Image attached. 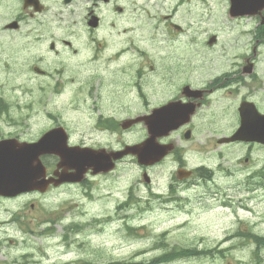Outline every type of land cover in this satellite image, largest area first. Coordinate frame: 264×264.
Returning <instances> with one entry per match:
<instances>
[{
	"label": "rangeland",
	"instance_id": "rangeland-1",
	"mask_svg": "<svg viewBox=\"0 0 264 264\" xmlns=\"http://www.w3.org/2000/svg\"><path fill=\"white\" fill-rule=\"evenodd\" d=\"M132 1L122 0V14L111 7L102 12L105 19L98 33L106 47L98 50L94 43L89 52L86 11L76 24L64 20L53 29L37 27L42 37L31 42L32 34L5 30L2 24L27 16L20 3L16 0L13 12L11 0H0V135L26 132V138H37L55 120L74 128L77 139L86 138L91 106L84 104L85 93L95 88L101 110L116 105L108 113L121 120L167 102L185 83L199 87L216 78L233 80L227 97L216 93V108L198 115L188 127L190 140L171 138L175 147L185 145L181 152L188 149L182 153L185 169L206 170H196L186 181L172 157L145 168L130 156L88 187L54 188L40 203L32 195L2 197L0 217L7 226L0 247L16 255L25 252V264L149 261L173 247L210 252L161 264H264V145L217 142L237 127L240 98L249 95L264 112V36L258 35V22L231 17L226 12L229 0H151L149 14L139 8L131 11ZM29 28L33 31L34 23L27 20L20 32ZM50 31L55 32L52 40ZM212 35L216 41L210 45ZM63 41L74 43L76 53L64 48ZM254 49L252 73H242L244 58ZM97 53L98 59L90 61ZM63 76L69 80L58 85ZM110 87L117 93L114 98ZM145 136L138 124L115 138L85 140L120 146ZM33 212L41 224H33Z\"/></svg>",
	"mask_w": 264,
	"mask_h": 264
},
{
	"label": "flooded vegetation",
	"instance_id": "flooded-vegetation-1",
	"mask_svg": "<svg viewBox=\"0 0 264 264\" xmlns=\"http://www.w3.org/2000/svg\"><path fill=\"white\" fill-rule=\"evenodd\" d=\"M40 1L43 2L44 5H46V4H49L50 1H52V0H40ZM62 1H64V0H62ZM68 1H70V0H68ZM82 1L86 2L85 7L87 9L86 15H85V23H87V25H88V21H90L91 17H95L97 20V22H96L97 26L95 25L96 27H90L89 28L87 26V28L91 32H95V33L99 32L100 28L102 27L103 19L100 15V11L108 10V7H111V10H113V11H116V10L119 11L120 14L122 13V11H124V8L121 6L122 0H82ZM15 2H16V0H15ZM17 2L20 3L21 9H23L27 13V16L22 15V14L17 16L14 19V21H16L17 24L12 25L7 30L18 31V30L22 29V27L25 28V26L27 25V20H30L34 23V29H33V31H31V28H29L27 30V35L32 34L31 41H34V42L38 41L42 37V35H41L42 31L39 29L37 30V27L42 26V24L37 20V18H39V16H40V13H34L33 12L34 4H32L33 2L31 0L29 1V3H31V5L27 6L25 8H24L25 0H17ZM64 3H66V2H64ZM44 5H43V7H45ZM139 8L145 12H148V8H149L148 1L145 0L144 4L140 5ZM17 9H18V5H17ZM168 17H171V15H167L164 18H168ZM254 19L258 20L257 17H255ZM111 24H113V22ZM172 26H174V25L172 24ZM176 29H178V28H176ZM178 30H180V28ZM51 35H52V37H50V38L53 39V36H55V32H53V33L51 32ZM63 43L66 45H70V42H68V41H63ZM74 52H75V50H74ZM244 69H245L244 67L241 68L242 71ZM220 79H222V78H216L210 84L201 85L199 87V89L202 91V93L198 94V97H196V98L194 97V95L188 96V94H185V92L183 94L182 88L184 85H181L179 91L177 90L178 94L171 96L168 100L169 101L181 100L184 103L189 102V104H192L194 106V110L192 113H190L188 115L191 118V121H190V123H191L192 120L195 119L198 115L206 113L209 109H212L215 106V102L212 100V97L216 93L223 92L224 94L221 96V98H225V97H227L226 93L231 92V90H229L228 87L230 86V84H232L233 80H231L230 82H224L225 79H223L222 81L217 82ZM238 81L240 84L243 83L242 82L243 79H238ZM237 86H245V84L244 85H237ZM127 87H130V86H127ZM137 88H138L137 91L139 92L140 97L143 98L145 102H147L144 95L142 94V90L140 89V87L137 86ZM109 91H110V93H109L110 96H112V95L116 96L117 93L114 90V88L110 87ZM88 96L91 99L93 97L95 99V101H97L98 98H100V95L97 93V91L95 89L92 90L90 93H88ZM249 98H250V96L247 95L245 97L240 98L239 102L243 101V100H248ZM214 100L217 101L216 99H214ZM181 101H179L178 103L183 104ZM239 104L240 103H237L236 110L238 109ZM92 106L94 108V111H96V113H95L96 116H93V115L88 116V122L86 123L87 126L84 129V132L87 135L86 138H93V139L107 138L108 139V138H115V136L117 134L123 133L122 129H121L122 119L118 121L114 113H108V111H111V112H113V110L116 111L119 108L118 106L114 105V107L110 108V110H108L106 112V114L101 113L98 110L96 103H94ZM186 107H187V105H186ZM125 108H126V105H125ZM215 108H213L212 111ZM173 111H174V109L170 110L169 114L175 118L180 117L177 120H180L182 118L181 116L184 115V111L182 110L181 105H179V110L177 112H173ZM133 116H135V115H133ZM133 116H128V117H126V119H130ZM52 123H53V125L49 128L51 129V128H56V127H62L64 129V131H58L57 134L62 135V134L66 133L67 139H70V135L72 133H76L74 128L72 131H70V127L65 125V123H66L65 121L64 122L63 121H53ZM49 128H47V129H49ZM185 129L186 128H182L178 131L177 130L173 131L167 137V139L169 140V141L168 140L167 141L171 142L170 139L172 138V136L177 137V139H182L184 137V130ZM23 133L25 134L26 132H23ZM86 138H83V139H86ZM172 143L175 146V142H172ZM72 144H74V142ZM79 145H82V146L88 145V146L93 147V148L105 147L107 149H112V147H107L106 144H100L99 141H96L95 143H87L86 141L81 140ZM175 151H181V149L178 146H176L175 150L167 158L172 157L173 162L176 164V167L180 168L181 164L178 162V160L176 158ZM42 160H43V163L45 164V166L47 168L48 176L52 175L56 171L57 167H59V169H58L59 172L62 170V167L60 164L61 158L59 156H57L55 154H47V155H44L42 157ZM102 175H104V174L99 173L97 175L96 174L92 175L90 173V170H89L86 173L85 178L80 183L74 184V183L64 182L62 184H59V186L55 187V189L63 187V186H67V187H70V186L88 187L91 180H93L94 178H97L99 176H102ZM51 187H53V185L50 186V190L48 193H50V191H52ZM52 189H54V188H52ZM29 195H32L33 199L36 200L38 203H40V200H41V194L40 193L35 192L34 194H29ZM33 206H34V203H31V207H33ZM28 211H29V209H28ZM32 214H33L32 219H34L33 224L34 225H37L38 223L41 224V222H37V220H35V218L37 216H39V214L37 212H33ZM40 219H41V217H40ZM0 242H1V237H0ZM22 248H24V247H22ZM9 251L14 252V250H11L10 248L0 247V264H25V261L27 262L25 252L21 253L19 255H16L15 252H14V254H11Z\"/></svg>",
	"mask_w": 264,
	"mask_h": 264
},
{
	"label": "water",
	"instance_id": "water-1",
	"mask_svg": "<svg viewBox=\"0 0 264 264\" xmlns=\"http://www.w3.org/2000/svg\"><path fill=\"white\" fill-rule=\"evenodd\" d=\"M230 15H260L261 11L264 9V0H230ZM212 42V40L210 41ZM245 68H250V65H246ZM185 94L188 96L194 95L198 97L201 92L191 91L186 88ZM171 105V104H168ZM168 105L154 111V116L146 119V124L148 126L149 137L136 145L127 146L124 150L105 154L104 152H91L89 157H94L92 162H87L83 166L81 161H77L76 165H71V167L76 168V172L84 173L89 167H93L95 170L107 171L112 166V158L116 159L123 154L131 153L138 157V161L143 164H148L161 158L167 153V149L156 144V139L162 134H165L170 129H166V124L163 122H168L167 114L170 112ZM167 106V107H166ZM184 111V116L187 117L193 112L194 106L192 104L181 105ZM179 110V104L176 103L174 106V111ZM241 127L237 131V135L240 137L246 135L247 140H256L264 143V114H253L252 106L245 105L241 107ZM187 120V119H186ZM187 121H181L182 124ZM177 125H172L168 128H175ZM235 135L231 137L230 140L236 139ZM48 141V134L46 133L41 139L34 143H22L20 148H15L13 153L10 151H5V147L0 143V194L12 195L19 191L28 190L34 188L39 184L37 178L44 173V169L39 160L40 154L45 151L42 146ZM47 147H50L46 145ZM47 150V149H46ZM53 152V150L51 151ZM75 160L88 159L86 155H78V153L72 152L71 155ZM110 161V164H109ZM89 166V167H88ZM96 172V171H95ZM71 180V179H68Z\"/></svg>",
	"mask_w": 264,
	"mask_h": 264
},
{
	"label": "trees",
	"instance_id": "trees-1",
	"mask_svg": "<svg viewBox=\"0 0 264 264\" xmlns=\"http://www.w3.org/2000/svg\"><path fill=\"white\" fill-rule=\"evenodd\" d=\"M209 252L210 251H207V250L184 249V248H179V247H173V251L169 253H162L158 257L152 258L149 261H134V260L123 261L121 260V261H115V262H108V264H159V263L161 264V263L169 262L177 256H187V255L198 256L201 254H207Z\"/></svg>",
	"mask_w": 264,
	"mask_h": 264
},
{
	"label": "bare ground",
	"instance_id": "bare-ground-1",
	"mask_svg": "<svg viewBox=\"0 0 264 264\" xmlns=\"http://www.w3.org/2000/svg\"><path fill=\"white\" fill-rule=\"evenodd\" d=\"M123 52V51H122Z\"/></svg>",
	"mask_w": 264,
	"mask_h": 264
}]
</instances>
